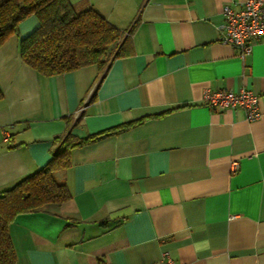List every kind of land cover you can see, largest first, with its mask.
<instances>
[{
  "label": "crops",
  "instance_id": "obj_1",
  "mask_svg": "<svg viewBox=\"0 0 264 264\" xmlns=\"http://www.w3.org/2000/svg\"><path fill=\"white\" fill-rule=\"evenodd\" d=\"M244 1L70 0L128 34L125 53L49 77L19 54L37 18L18 24L0 46V193L68 130L106 134L54 173L67 202L10 225L15 264H150L164 251L177 264H264V41L241 57L218 29L223 6ZM242 87L258 95L256 120L203 103L206 89Z\"/></svg>",
  "mask_w": 264,
  "mask_h": 264
},
{
  "label": "trees",
  "instance_id": "obj_2",
  "mask_svg": "<svg viewBox=\"0 0 264 264\" xmlns=\"http://www.w3.org/2000/svg\"><path fill=\"white\" fill-rule=\"evenodd\" d=\"M31 15L38 24L19 38L18 48L22 62L41 76L89 65L103 70L125 53L128 34L91 7L76 11L70 0H0V46L9 36L18 35V24ZM80 117L73 119L70 115L68 124H78ZM102 133L82 138L68 130L57 140L51 159L42 168L0 193V264L16 263L10 225L20 215L67 202L70 192L54 173L70 166L72 148L97 139Z\"/></svg>",
  "mask_w": 264,
  "mask_h": 264
},
{
  "label": "built area",
  "instance_id": "obj_3",
  "mask_svg": "<svg viewBox=\"0 0 264 264\" xmlns=\"http://www.w3.org/2000/svg\"><path fill=\"white\" fill-rule=\"evenodd\" d=\"M220 43L235 47L244 57L252 50L254 43L264 41V0H245L239 8L226 3L222 11ZM203 103L210 108H241L246 120L253 121L260 117L258 95L242 87L234 92L227 89H206ZM238 163L232 162V171ZM150 264H177L168 251H164L157 262Z\"/></svg>",
  "mask_w": 264,
  "mask_h": 264
}]
</instances>
